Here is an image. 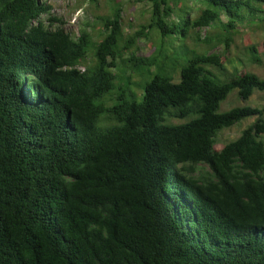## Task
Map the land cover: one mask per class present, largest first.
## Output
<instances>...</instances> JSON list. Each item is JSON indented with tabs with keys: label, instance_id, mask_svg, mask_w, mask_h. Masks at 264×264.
<instances>
[{
	"label": "trees",
	"instance_id": "obj_1",
	"mask_svg": "<svg viewBox=\"0 0 264 264\" xmlns=\"http://www.w3.org/2000/svg\"><path fill=\"white\" fill-rule=\"evenodd\" d=\"M140 1L96 39L0 0V264H264V105L221 111L264 92V0Z\"/></svg>",
	"mask_w": 264,
	"mask_h": 264
},
{
	"label": "rangeland",
	"instance_id": "obj_2",
	"mask_svg": "<svg viewBox=\"0 0 264 264\" xmlns=\"http://www.w3.org/2000/svg\"><path fill=\"white\" fill-rule=\"evenodd\" d=\"M52 6V14L57 18L63 19L64 28L79 37L83 30L91 32L97 39L100 27L101 17L105 16L110 11L112 0H44ZM123 13V26L127 34L139 28L140 23H143L148 16V5L146 2L140 0H121ZM43 19L47 20V16ZM48 24H54L55 28L58 23L48 21ZM244 36L252 40L264 39V30H258L253 33L252 30L247 28ZM244 36L238 38L239 45H243L246 41ZM257 41V40H256ZM140 46L142 53L146 54L152 48L151 42L141 41ZM250 69L257 73L260 78L264 79V67L252 65ZM237 91H233L229 98L222 102L221 111L231 109L236 106H253L262 107L264 105V92L256 91V93L249 100H238ZM255 121V117H248L239 122L236 126L224 130L219 136L218 147L231 140L236 139L242 131Z\"/></svg>",
	"mask_w": 264,
	"mask_h": 264
}]
</instances>
